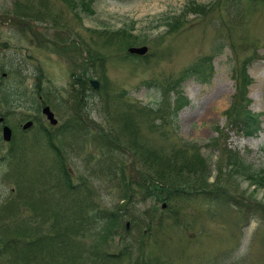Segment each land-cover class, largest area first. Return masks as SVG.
<instances>
[{
	"label": "rangeland",
	"instance_id": "rangeland-1",
	"mask_svg": "<svg viewBox=\"0 0 264 264\" xmlns=\"http://www.w3.org/2000/svg\"><path fill=\"white\" fill-rule=\"evenodd\" d=\"M17 5L46 13L49 19L35 23L15 18L12 15ZM197 7L201 9L191 10ZM92 9V14L83 12L80 7L73 11L61 0H0L2 69L15 66L22 76L23 88L27 90H36L41 85L54 93L59 91L63 104L69 99L72 78L82 74L78 63L86 57L59 54L50 46L54 36L72 34L88 46L101 42L97 32L124 31L135 36L133 46H146L147 54L140 59L125 57L122 42L109 48L104 72L107 93L110 97L124 94L138 109L149 107L156 110L148 116L156 127L151 131L143 122L139 127L144 143L162 149L179 142L195 144L200 147V153L211 170L208 181L187 186L193 190L178 201L177 222L171 220L174 218L171 212H165L159 208L161 203L158 204L155 225L147 230L141 243L142 251L163 264H264V190L252 186L244 174L232 173L224 157L220 156L225 147L237 153L243 165L264 172V0H93ZM172 18L177 22L171 28L168 24ZM51 20L56 23L53 25ZM27 28L32 35L42 36L46 42L42 45L36 43ZM73 36L69 48H73L78 39ZM255 54L256 58L248 69L253 84L247 98L251 101L249 110L260 118L261 131L256 136L246 137L229 130L224 112L230 107L234 94L233 68ZM204 58H210L212 67L207 82L193 76L180 80L185 70ZM39 72L43 77L40 85L37 80ZM85 75L105 85L102 73L97 69ZM6 86H17V82L10 77ZM172 86L177 88L168 92ZM177 90L189 103L174 112L175 106L162 102L169 97L172 101ZM88 95L85 139L81 136L68 139L65 143L68 144L63 147L71 183L83 186V193L90 190L89 202L101 210L117 211L127 222L132 218L138 222L146 220L142 215L150 213L154 203L141 199L142 191L138 188L137 193L133 189L136 194L130 201L123 199L118 187L119 171L110 175V165L104 162L100 148L92 141L99 128H106L108 123L104 108L99 104V95L90 91ZM47 98L53 104L50 107L58 120L57 126L63 128L70 114L64 109L67 106H58L53 96ZM5 112L0 110V114ZM33 114L26 104L14 106L5 123L12 129L16 143L26 144L22 151L27 153L24 157L27 165L22 164L20 172L26 177L31 175L32 179L40 174L39 168L47 171L46 178L41 179L40 175L41 182L34 187L38 192L44 191L52 182V175L57 176L58 172H54L56 158L47 148L38 130L40 126H34L24 134L21 131L22 120ZM38 118L44 126L42 128L47 130L45 119L41 115ZM60 131L51 130L54 133ZM214 139L220 143L219 151L209 146ZM30 142L37 146L30 145L32 150L28 153L26 147ZM8 146L0 137V208L16 192L13 191L17 183L12 175L13 165L3 160L11 149ZM122 158L125 161L124 174L132 179L128 184L135 185L144 175L143 168L133 162L129 154ZM52 166L51 172L47 170ZM24 174L19 181L20 187H23ZM218 185L225 188L236 203L220 204L221 201L208 200L213 199L211 191ZM197 188L201 191H196ZM123 202L125 207L119 210ZM26 215V211L21 210L16 222L20 223ZM128 228L125 242L118 243L116 239L109 242V253H118L124 244H134L136 231L132 225ZM82 242L89 248L91 239L85 238ZM132 251H137L136 244ZM7 256L0 258V264H10Z\"/></svg>",
	"mask_w": 264,
	"mask_h": 264
},
{
	"label": "trees",
	"instance_id": "trees-1",
	"mask_svg": "<svg viewBox=\"0 0 264 264\" xmlns=\"http://www.w3.org/2000/svg\"><path fill=\"white\" fill-rule=\"evenodd\" d=\"M71 9L76 10L77 7L83 12L92 14L93 0H61ZM199 11L201 8H191ZM44 14V15H43ZM41 14L32 9L20 8L16 6L13 15L20 19H29L30 21L44 23L49 19L46 13ZM54 25L56 21H52ZM177 22L176 18H172L169 27H173ZM100 37V43H94L87 48V61L82 64L83 73L86 70L97 71L102 73L104 86L96 93L99 95V104L104 108V114L107 127L99 128L98 133L93 135L92 141L100 148L101 157L104 162L110 165L108 172L110 175L117 174L119 171L118 187L121 188V197L131 200L137 193L136 188L142 191L141 199L152 201L154 206L151 207L150 213L145 212L139 222L132 218L129 222L136 231L134 244H124L118 253H109L107 246L111 240L118 243L125 242L128 223L121 218L117 211H106L99 209L98 205L89 202L90 190L83 193V186L80 184H72L70 174L65 165V154L63 147L68 139H76L77 134L86 135V125L84 124V115L82 114L87 97L83 93V87H74V81L71 82V91L69 99L65 102L68 106L69 118L58 133L43 132L41 133L47 148L56 158V166L54 172H58L57 176H53L50 172L53 166L47 170L52 175V182L46 185L44 191L37 192L34 187L39 186L41 179H45L47 171L39 168L40 174L26 177L20 172L21 161L23 165H27L24 157H20L17 151H10L3 160H8L13 165L12 175L15 178L16 190L15 196H11L0 208V258H4L8 254L10 264H163L156 257H149L142 251L144 238L147 230L155 225L154 219L158 204H165V212H171L177 222L178 201L189 193L192 188H187L189 184L201 185L210 179V164L200 153V147L195 144L179 142L177 145H168L163 148H156L144 143L143 137L139 134V127L143 123L146 128L153 130L155 122L149 120L148 116L156 112L155 109L149 108L138 109L135 103L126 98L124 94L119 97H110L107 93V84L105 79V63L108 59L107 52L117 42L124 43L123 51L125 57H129L126 49L135 45L136 38L130 33L124 31L115 32H97ZM128 45V47H126ZM256 58V54L243 60L240 65L232 70V80L234 82V94L230 107L224 112L230 131L236 135L246 137L256 136L261 130V122L259 117L249 110L251 101L247 98L249 87L253 84V79L248 74L251 63ZM13 64V63H12ZM210 58H204L197 61L190 68L185 70L180 80L193 76L197 80L207 82L211 76ZM19 71L15 66L9 65L7 73L13 77L17 86H12L3 92L0 96V106L6 110V117L11 113L14 106L23 104L31 107L36 113L37 94L44 96L46 93L53 95L54 91L48 88L37 87L36 93L21 88L23 81H20ZM74 76V75H73ZM24 78V77H23ZM42 74L37 75L38 82L42 79ZM178 80V81H180ZM178 81L176 82L178 84ZM40 84V83H39ZM175 84V86L177 85ZM172 86L168 92L177 87ZM40 88V89H39ZM87 90L92 91L87 85ZM167 92V93H168ZM102 94H105L104 97ZM264 95V94H263ZM36 96V98H35ZM89 100L90 97L88 96ZM164 99V97H163ZM46 101L47 98H46ZM98 101V100H97ZM96 101V103H97ZM94 103V104H96ZM167 106H175L174 112H178L181 108L188 105V99L181 95L180 91H176L175 98H167L162 104ZM92 107V106H91ZM90 107V109H91ZM105 123V124H106ZM92 125V122H91ZM161 125V124H157ZM221 133V132H220ZM212 140L210 147L218 149L220 143ZM216 142V143H215ZM14 145V144H13ZM12 145V146H13ZM36 146L35 144H31ZM31 146H27L29 153ZM220 156L224 157L227 167H230L232 173L244 174L252 186H257L264 190V172L253 171L238 158V154L222 148ZM24 152V150H23ZM130 153L134 158V162L139 164L144 171V175L135 185L131 183L132 179L124 174L125 161L122 157ZM27 153L24 152V156ZM42 168H45L41 166ZM25 176L20 187L19 181ZM109 175V176H110ZM130 181V182H129ZM135 190V192L133 191ZM196 191H201L197 188ZM220 191L221 194H214ZM13 193V192H12ZM213 199L210 201H221L220 204L236 203L235 199L227 195L226 189L222 186L214 187L211 191ZM209 194V193H208ZM207 198V197H206ZM161 206L159 208H161ZM90 209V211H87ZM21 210L26 211V217L20 223L16 220L21 214ZM155 215V218H154ZM245 217V216H244ZM246 218V217H245ZM160 219L157 221L159 225ZM3 220H11L8 224ZM91 239L89 248L85 247L82 240ZM136 244L137 251L132 250ZM85 255L86 258H85ZM166 264V262H164Z\"/></svg>",
	"mask_w": 264,
	"mask_h": 264
},
{
	"label": "water",
	"instance_id": "water-1",
	"mask_svg": "<svg viewBox=\"0 0 264 264\" xmlns=\"http://www.w3.org/2000/svg\"><path fill=\"white\" fill-rule=\"evenodd\" d=\"M128 52L131 55H137V56H144L147 52L146 47H132L128 49ZM91 86L96 89L98 87V82L96 80L90 81ZM42 114L46 116L47 120L50 122V124L55 125L57 123V120L54 118L53 113L50 111L49 107H45L42 109ZM32 126V122H27L24 124L23 129L26 130ZM2 137L3 140L8 142L11 139V130L8 127H4L2 130ZM125 204H122L120 209L122 210L124 208Z\"/></svg>",
	"mask_w": 264,
	"mask_h": 264
},
{
	"label": "flooded vegetation",
	"instance_id": "flooded-vegetation-1",
	"mask_svg": "<svg viewBox=\"0 0 264 264\" xmlns=\"http://www.w3.org/2000/svg\"><path fill=\"white\" fill-rule=\"evenodd\" d=\"M3 74H4V72H3L2 68L0 67V89L3 86V84H4V81L3 80L6 78L5 76H3ZM75 80H76V83H77L78 82V79L75 78ZM87 81H88L87 79L82 78L80 80V83H81L82 86H86L87 85ZM34 121H36V120H34Z\"/></svg>",
	"mask_w": 264,
	"mask_h": 264
}]
</instances>
